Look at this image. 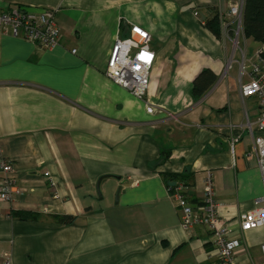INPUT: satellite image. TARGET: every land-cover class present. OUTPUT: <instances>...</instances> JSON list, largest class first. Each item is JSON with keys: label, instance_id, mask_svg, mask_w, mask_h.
<instances>
[{"label": "crops", "instance_id": "0c3cea01", "mask_svg": "<svg viewBox=\"0 0 264 264\" xmlns=\"http://www.w3.org/2000/svg\"><path fill=\"white\" fill-rule=\"evenodd\" d=\"M239 1L0 0L3 10L54 9L60 31L40 49L0 26V157L12 167L0 264H219L208 229L181 226L168 183L182 180L195 206L210 172L218 213L235 229L264 197L248 128L257 134L258 106L241 95L262 43L229 14ZM215 16L218 36L206 26ZM132 23L155 52L143 97L104 73ZM205 68L217 79L195 100ZM262 245L264 225L244 232L237 263L262 264Z\"/></svg>", "mask_w": 264, "mask_h": 264}, {"label": "built area", "instance_id": "2783aa9c", "mask_svg": "<svg viewBox=\"0 0 264 264\" xmlns=\"http://www.w3.org/2000/svg\"><path fill=\"white\" fill-rule=\"evenodd\" d=\"M243 0L230 6L229 14L234 16L239 25L242 24ZM54 9L31 11L24 7L3 10L0 8V26L13 36L23 37L40 49H50L57 44L59 27ZM149 32L138 24H130L127 34L117 37L110 49L106 63L105 75L115 84L127 89L137 97H143L149 85V74L155 63V52L150 46ZM256 52L250 66V81L241 87L243 97H254L258 113L253 127L248 123L252 136V152L264 183V58L261 51ZM75 52V50H72ZM155 108L146 106V111L152 113ZM0 169L5 173L0 178V200L11 197L12 170L10 163L0 157ZM49 173L45 172L44 176ZM54 185L55 182L51 181ZM168 191L175 206L180 212V224L184 229L202 225L209 231V241L212 245V255L219 264H238L235 255L243 242V233L264 225V197L255 199L252 209L240 213L236 217L237 228L218 213V203L215 200L213 176L207 172L204 178L203 194L199 204L192 206L186 197V185L182 180H176L168 185ZM262 203V204H261ZM264 254V245L261 246ZM264 264V262L262 263Z\"/></svg>", "mask_w": 264, "mask_h": 264}, {"label": "trees", "instance_id": "16d2710c", "mask_svg": "<svg viewBox=\"0 0 264 264\" xmlns=\"http://www.w3.org/2000/svg\"><path fill=\"white\" fill-rule=\"evenodd\" d=\"M213 20V21H212ZM206 23V26L215 34L219 35L215 25L217 16ZM242 29L247 37H252L255 41L261 42L264 46V0H243L242 8ZM261 57L264 58V49L261 51ZM217 75L210 69H202L193 79L191 95L197 100L207 89L216 81ZM20 219L35 218V214L28 211H17L13 213ZM60 222L69 223L72 220L71 215H60L57 217Z\"/></svg>", "mask_w": 264, "mask_h": 264}, {"label": "water", "instance_id": "95a60500", "mask_svg": "<svg viewBox=\"0 0 264 264\" xmlns=\"http://www.w3.org/2000/svg\"><path fill=\"white\" fill-rule=\"evenodd\" d=\"M102 177L98 179L97 183H96V187L99 188V183L101 181ZM169 185H173L174 184V181H171L168 183ZM99 192V191H98Z\"/></svg>", "mask_w": 264, "mask_h": 264}]
</instances>
